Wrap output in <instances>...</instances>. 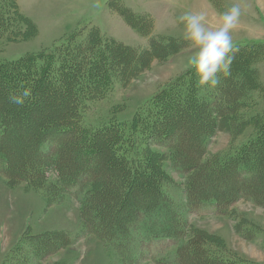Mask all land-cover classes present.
Returning <instances> with one entry per match:
<instances>
[{
    "label": "trees",
    "instance_id": "trees-1",
    "mask_svg": "<svg viewBox=\"0 0 264 264\" xmlns=\"http://www.w3.org/2000/svg\"><path fill=\"white\" fill-rule=\"evenodd\" d=\"M121 12L129 20L126 11ZM36 28L21 13L18 0H0V41L27 40L36 35ZM84 38L85 42H77L78 38L72 35L52 50L17 61H0V173L9 184L26 183L46 196L51 193L50 198L56 201L66 195L63 191L81 199L85 224L107 245L123 249L138 239L149 248L152 242L180 240L177 264H264L226 250L217 235L189 233L182 217L184 208L173 204L167 189L170 179L159 163V154L142 157L149 153L147 143L151 138L158 140L163 134L172 142L170 149L177 171L186 178L183 189L188 200L193 199L201 208L214 205L222 213L239 199L264 207V105L261 111L256 110L260 97L264 102V84L259 81L256 68L264 59V43L234 45L237 51L231 74L221 75L217 88L199 86L192 70L172 80L153 97L131 127L115 122L91 130L84 125L89 104L104 99L115 79L130 82L141 69L149 67L151 60L146 67L137 63L146 59L152 49L140 52L107 41L96 29L88 31ZM165 47L169 51V44ZM129 53L135 56L136 63L125 60ZM24 87L31 88V98L23 106L11 104L9 93ZM37 106L47 107V118L32 128L23 127L25 117L40 118L42 108L36 111ZM254 108V113L247 114ZM223 122L229 126L225 130L234 135L243 127H251L253 133L248 142L233 147L217 160H204L205 145ZM131 133L145 138L143 153L135 146ZM15 138L22 143L13 150L11 142ZM105 152L110 160L103 172L110 173H101V180L105 179L96 189L94 181L85 177L90 179L96 170L94 156L102 157ZM81 158L85 159V166L80 164ZM48 175L57 180L54 185L47 182ZM145 179L153 181L158 201L153 207L151 201L146 202L135 214H123L121 203ZM152 213L163 223L161 230L155 221L149 223ZM242 224L236 227L238 233L242 232Z\"/></svg>",
    "mask_w": 264,
    "mask_h": 264
},
{
    "label": "rangeland",
    "instance_id": "rangeland-1",
    "mask_svg": "<svg viewBox=\"0 0 264 264\" xmlns=\"http://www.w3.org/2000/svg\"><path fill=\"white\" fill-rule=\"evenodd\" d=\"M202 1L18 0L21 13L35 24L37 33L27 40L14 43L0 41V61H17L29 54L52 50L72 35L78 38L77 42H85L84 37L92 29L100 32L107 41L124 44L140 52L152 49V53L146 59L137 63L146 67L151 60L150 66L141 69L130 82L122 83L115 79L111 92L104 99L90 103L84 118V125L91 130L115 122L131 127L136 115L150 105L152 98L167 84L178 76L194 70L188 64V60L195 54L196 49L190 41L184 39L183 25L177 22V17L188 10L203 11L207 14L209 27L219 26L220 18L215 20V15L209 11L210 9H203L205 5L202 6ZM208 1L213 3L219 14L229 10L234 4L238 3L241 6L240 23L232 33L234 45L264 43V0ZM123 9L129 20L126 15H122ZM184 42L185 45H182ZM168 44L169 51L165 47ZM129 54L131 55L125 60L129 64L136 63L135 56ZM122 56H125L124 52ZM130 68H133V65ZM256 68L259 72V81L264 84V59ZM260 99L257 100L260 105L256 109L259 111L264 105ZM41 108L42 115L38 116L40 118L25 117L23 127L32 128L47 118V107L37 106L36 111ZM255 108L249 109L247 114L254 113ZM178 117L181 118L180 115ZM183 120L188 124V118L184 117ZM226 128L229 129V126L223 122L222 128L217 129L209 137L205 145L207 149L204 160H217L220 158L218 156L224 155L233 147L237 148L248 142L253 133L251 127H243L236 135L230 130H225ZM131 135L136 140L135 146L143 153L146 149L145 138L142 140L141 134ZM175 135L179 142L180 136L177 133ZM16 139L11 142V146L14 145L13 150L22 143ZM151 139L152 141L147 143L149 153L148 155L143 153L142 157L159 154V163L170 179V183L166 185L167 189L173 204L177 208L180 206L184 208L181 212L183 219L187 221L185 226L189 233L217 235L226 250L245 259L264 263V207L255 205L248 199L237 200L232 208L224 210V213L215 209L214 205L202 208L195 205L193 199L188 200L185 196L183 187L187 181L173 163L170 149L172 142L169 137L165 139L162 134L158 139L160 141ZM20 153H23V149ZM94 160L96 162L93 169L96 170L91 174L92 180L85 178L94 181V187L100 189L105 179L101 180V173L105 176L110 173V170L103 172V167L108 169L110 156L106 152L102 157L96 154ZM80 161V164L86 165L85 159ZM113 176H116L115 173ZM120 176L122 175L117 174L116 177ZM56 181L52 175L47 176V182L51 185ZM153 185L152 180L145 179L132 189L131 195L121 203L123 214L128 216L150 201L153 207L158 201V198L155 201L158 192ZM62 194L66 195L61 200H53L50 198L51 193L48 192L46 196L42 190L29 187L26 183L9 184L8 178L0 173V264H177L175 262L181 245L180 240L178 245L177 240L166 243L160 241L164 244L152 242L149 248L138 239H133V243L123 249L107 245L96 234L91 233L89 225L85 224L82 200L64 191ZM145 215H148L147 212ZM155 215L156 213L150 215L152 219L149 223L155 221V225L160 229L163 223L157 221L158 215ZM241 223L242 232L238 233L236 227ZM139 230L142 232V227Z\"/></svg>",
    "mask_w": 264,
    "mask_h": 264
},
{
    "label": "clouds",
    "instance_id": "clouds-1",
    "mask_svg": "<svg viewBox=\"0 0 264 264\" xmlns=\"http://www.w3.org/2000/svg\"><path fill=\"white\" fill-rule=\"evenodd\" d=\"M241 6L234 4L229 10L220 14L219 26H208L207 14L203 11L183 12L177 22L183 25L184 39L190 41L196 52L188 60L194 69L199 86L215 89L221 83V75L228 77L237 49L233 43V31L240 23ZM30 87L17 89L9 93L11 104L23 106L31 98Z\"/></svg>",
    "mask_w": 264,
    "mask_h": 264
},
{
    "label": "crops",
    "instance_id": "crops-1",
    "mask_svg": "<svg viewBox=\"0 0 264 264\" xmlns=\"http://www.w3.org/2000/svg\"><path fill=\"white\" fill-rule=\"evenodd\" d=\"M202 3V6L205 5L203 6V9L207 8L208 10L210 9L209 11L213 12V14L215 15V20L220 18L219 11H216V8L213 7V3H211V1L203 0Z\"/></svg>",
    "mask_w": 264,
    "mask_h": 264
}]
</instances>
